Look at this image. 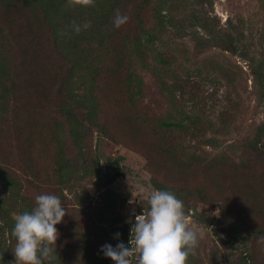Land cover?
<instances>
[{
  "label": "trees",
  "instance_id": "16d2710c",
  "mask_svg": "<svg viewBox=\"0 0 264 264\" xmlns=\"http://www.w3.org/2000/svg\"><path fill=\"white\" fill-rule=\"evenodd\" d=\"M49 1L0 0V255L5 233L15 242L14 215L30 212L37 195L55 194L65 207V190L94 180L111 201L100 209V222L109 208H116L117 198L109 186L118 175L111 173L102 181L92 163L95 131L97 140L104 138L144 158L154 191L172 192L183 201L187 217L216 227L224 257L210 264H264V120L238 145L237 162L224 154L207 158L182 153L169 138L180 124L152 121L139 110L142 80L133 58L150 67L147 52L154 50L155 34L144 30V16L152 1L96 0L94 7L78 12L91 16V27L79 35L71 32L72 21L49 17L41 6L51 8ZM161 8L156 11L160 25ZM116 10L130 17L119 29L113 25ZM132 25L147 36L145 40L133 35ZM62 31L71 37L58 35ZM193 40L199 50L220 47L246 59L258 100L264 104L263 60L248 57L228 34L209 33L208 39ZM155 61L161 71L172 62L162 52ZM64 124L78 165L68 158ZM215 206L220 209L218 219L211 211ZM56 227L57 257L44 264H68L61 253L66 245L80 254L74 262L111 263L89 244L86 247L76 226L62 221ZM13 246L8 250L11 255Z\"/></svg>",
  "mask_w": 264,
  "mask_h": 264
},
{
  "label": "rangeland",
  "instance_id": "374dc122",
  "mask_svg": "<svg viewBox=\"0 0 264 264\" xmlns=\"http://www.w3.org/2000/svg\"><path fill=\"white\" fill-rule=\"evenodd\" d=\"M151 1L144 16V30L155 34L154 50L147 52L150 67L145 68L139 58L132 56L134 69L142 80L139 110L152 121L164 119L180 124L173 127L169 138L182 153L207 158L224 154L237 162L241 154L238 145L264 120V104L258 100L257 84L246 59L231 55L220 47L199 50L193 37L208 39L209 33L231 35L244 54L264 61V0ZM49 2L51 8L40 4L48 9L47 14L54 20L65 18L80 25L91 21L88 14H78L86 8H68L67 0ZM159 7H162V25L157 20ZM132 29L133 35L146 39L136 25H132ZM159 52L168 54L172 61L163 71L155 61ZM63 131L68 158L78 165V153L67 137L66 124ZM97 137L93 131L92 163L99 169L102 181L111 173L118 175L109 186L117 198L116 208H109L105 220L100 222V209L111 201L107 199L106 189H101L97 182L84 181L82 186L72 187L71 192L64 191L68 214L63 222L76 226L86 247L89 244L94 252L102 253L100 249L108 240L112 241L113 247L119 242L130 246L131 223L128 221L134 223L133 210L137 215L142 214L149 194L154 190L149 183L144 158L104 138L97 140ZM217 209V206L211 208L215 219L219 218ZM188 221L189 227L197 230L200 236L195 255H190L188 261L210 264L217 258L223 259L221 242L214 233L216 227L197 224L192 216ZM116 233L120 234L119 240L115 238ZM71 236L76 239L77 234ZM15 243L9 241L8 233L3 235L1 247L4 253L0 255V264H14ZM10 245H14L12 255L8 252ZM64 247L66 250L61 253L65 262L80 264L73 261L80 254L71 251L68 245ZM110 264L114 262L111 260Z\"/></svg>",
  "mask_w": 264,
  "mask_h": 264
},
{
  "label": "clouds",
  "instance_id": "9594fccd",
  "mask_svg": "<svg viewBox=\"0 0 264 264\" xmlns=\"http://www.w3.org/2000/svg\"><path fill=\"white\" fill-rule=\"evenodd\" d=\"M96 0H67L68 8L94 7ZM131 7V6H129ZM127 14L116 10L113 25L121 28L129 21ZM91 27V22L83 25L75 21L71 32L79 35ZM61 37H71L68 31L58 33ZM133 203L132 201L129 202ZM216 212H220L217 209ZM66 208L55 194H40L35 197V206L22 214L14 215L11 236L15 239L14 264H44L56 255V241L59 233L57 225L63 221ZM131 220L129 245L119 242L115 247L105 244L100 251L114 264H187L190 255H195L199 245V233L189 227L184 203L170 191L156 190L149 194L142 214H135ZM120 234L115 238L119 240Z\"/></svg>",
  "mask_w": 264,
  "mask_h": 264
}]
</instances>
